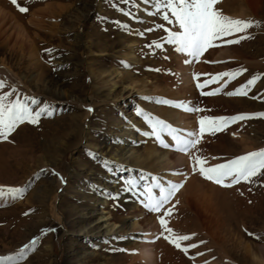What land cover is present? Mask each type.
Returning a JSON list of instances; mask_svg holds the SVG:
<instances>
[{
	"label": "rangeland",
	"instance_id": "1",
	"mask_svg": "<svg viewBox=\"0 0 264 264\" xmlns=\"http://www.w3.org/2000/svg\"><path fill=\"white\" fill-rule=\"evenodd\" d=\"M4 1L9 6L4 5ZM153 4L154 0L149 4L134 0V4L129 5L122 0H17L16 4L12 0H0V10L8 13L6 20L0 21V81L6 85L0 94L16 89L13 99L17 95L21 98L35 97L41 105L49 104L56 109L52 116H43L38 124L25 122L6 140L0 139V188L25 189L17 199L0 198V257L19 255L20 250L27 246L20 264H78L89 261L88 253H92L93 259H101V264H147L129 245L128 248L122 247L118 236L77 233L80 212L93 216L114 212L117 220L131 224L127 235L122 232L124 239H131L135 234L141 235L145 241L155 238L158 264H256L255 255L264 259V175L253 177L251 182L241 181L231 187H223L193 171L195 156L206 158V166H214L264 150V117L259 115L264 113V0H219L215 9L222 15L251 20L254 25L245 32L226 38L247 37L238 44L217 41L218 46L209 48L196 61L177 52L173 45L165 44L161 49L153 46L155 43L164 44L166 40V33L158 25L179 30L177 25H168L161 15H151L155 11ZM58 6L66 9L59 12ZM19 7H26L28 11L21 13ZM78 8L80 10L76 12ZM121 8L131 10L133 17L122 14ZM49 10H56L58 16L37 27L33 19L40 20V15H48ZM69 13L77 14L75 21L69 20ZM80 20L83 23L81 28ZM117 22L125 26H118ZM18 24L28 29L33 37L31 44L37 50L34 58L23 51ZM80 32L83 33V44L88 47L82 52L74 51L77 45L72 39ZM135 40L141 55L137 63L125 60L124 56L127 45H132ZM102 48H107V52H102ZM188 58L194 61L189 64L199 80L194 79L190 83L191 92L185 93L182 91L185 86L178 80L179 65ZM37 60L45 68L35 66ZM130 65H134L133 70L140 77L155 73L161 78H169L162 86H166L173 96L164 97L165 101L172 102L178 110L181 108L184 119L192 121L194 132L199 133L198 121L204 116L228 119L241 114L254 116L231 122L215 133L206 131L196 147L187 153L173 149V161L178 162L181 171L178 180L171 184H182L183 187L159 213L145 206L143 191L145 185L152 184L146 179L152 180L155 175L121 161L113 162L110 158L114 154L111 147L122 146L123 141L133 139L129 132H125L131 131L129 125L134 127V132L138 131L139 123L149 129L138 132L140 139L134 138L139 140L140 148H148L152 143L163 147L149 134L151 129L144 117L138 114L142 109L135 97H127L126 94L119 101L104 98L109 86L102 85L99 91L102 93H98L101 98L98 100L96 97L94 114L86 121L83 143H78L77 127L83 123L87 108L73 99L65 101L49 91L54 90L53 84L60 83L86 103L90 97L96 96L90 73L92 67L106 66L111 71L125 70ZM75 66L77 73L73 69ZM241 69L246 71L228 82L226 87L223 85L228 81L227 77L218 83H208L204 88L197 87L198 83L211 81L218 73L240 72ZM253 77L257 82L247 95L227 94ZM214 90H219V93L204 95ZM179 91L183 93L182 97L190 99H186L183 106L176 107L175 102L181 97V94H176ZM157 96H148V101L158 100ZM190 106L203 111H187ZM122 111L129 113V120L137 119L139 122L131 124L127 117L122 116ZM235 127L237 135L233 134ZM39 129L44 131L41 135ZM106 146L110 147L109 150H104ZM184 157L187 163L182 165L177 158ZM106 162L111 164L106 165ZM114 174L117 176L115 188L106 193L103 185L107 177ZM168 174L167 171H159L158 182L167 183ZM131 179L137 180L138 187L126 190V182ZM115 189L132 195L137 208H120L111 193ZM91 197L102 202L94 204ZM166 209H171V215H165ZM161 217L173 230L172 234L161 228ZM179 235L191 237L180 242L181 248L165 238ZM33 240L37 241L36 245H32ZM131 240L139 243L137 239ZM193 244L198 246L191 247ZM184 248L188 251L182 250Z\"/></svg>",
	"mask_w": 264,
	"mask_h": 264
},
{
	"label": "snow or ice",
	"instance_id": "2",
	"mask_svg": "<svg viewBox=\"0 0 264 264\" xmlns=\"http://www.w3.org/2000/svg\"><path fill=\"white\" fill-rule=\"evenodd\" d=\"M125 5L134 4V0H122ZM145 4L153 3V0H143ZM219 0H154L155 11L151 12V15H161L162 19L168 25H177L178 31L172 28H165L164 25H158V28L163 29L166 33V40L164 44L155 43L153 46L156 49H161L165 44L175 46V50L179 53L185 54L191 57L192 60H198L209 48L216 47L217 41H223L225 44H238L241 39H246L245 36H240L238 39H226L229 36H234L237 33L245 32L247 29L253 27L254 22L251 20L244 21L239 19H231L221 14L220 11L215 9V5ZM13 4L17 3V0H12ZM138 7V5H136ZM21 13L27 12L26 7H19ZM121 13L133 17L131 10L120 9ZM135 18V17H134ZM118 26L124 27L121 22H117ZM258 26V24H257ZM151 31V29H149ZM51 54V50H48ZM192 60H186L185 63H191ZM244 69L240 72H223L218 73L212 77L211 81H206L201 84L198 83V88H204L208 83H218L225 77L228 81L225 82L223 87L227 86L228 82L241 75ZM194 79L199 80V76L194 74ZM257 79L253 77L249 79L246 84L230 91L227 94L229 96H242L247 95L248 91L256 84ZM5 82L0 81V90L5 88ZM16 93V89L4 92L0 94V139H7L13 131L21 124L27 122L31 124H38L43 116H52L56 109L49 104L41 105V101L35 97L28 98L16 96L13 99V95ZM219 90L209 91L204 95L213 96L217 95ZM158 103H166V101L160 100ZM38 106V107H33ZM187 111L200 112L203 109L199 107H188ZM91 111V109H89ZM142 115L145 121L148 123L151 132L149 133L156 138L163 147L174 148L177 151L187 153L190 149L195 148L200 142V138L207 132L215 133L222 130L228 124L234 121H241L246 119H252L254 116L241 114L238 116L228 118L223 117H202L199 123V133L193 131H184L172 127L162 119L153 117L149 114H145L143 110L138 112ZM264 117V113L259 114ZM163 135L171 137L172 144L165 143L162 138ZM111 162H106V165H110ZM207 159L201 156H195L193 158V171H198L205 179L221 185L223 187H231L235 184H239L241 181L251 182L253 177L264 175V150L250 152L245 155H241L235 159H231L226 163H220L214 166H206ZM144 179V177H141ZM153 183L151 185H145L143 191L145 196V206L153 212H161L164 206L168 204L171 197L181 188L182 184H168L165 186L152 178ZM126 190H134L138 187L137 180L131 179L127 182ZM158 190V192L154 191ZM23 188H0V198L10 197L12 199L19 198V195L23 193ZM165 215H171V209L165 210ZM161 228L172 234L173 230L166 223L165 218L161 217L159 220ZM54 231V229H52ZM249 235H254L249 233ZM169 239L170 243H174L175 247L181 248L183 241L191 239L188 235H179L174 238L165 237ZM32 245H36L37 241L33 240ZM193 244L191 247H197ZM27 248V246H25ZM25 248L20 250V254L13 256L0 257V264H20V261L24 259ZM185 252L187 248L182 249Z\"/></svg>",
	"mask_w": 264,
	"mask_h": 264
},
{
	"label": "bare ground",
	"instance_id": "3",
	"mask_svg": "<svg viewBox=\"0 0 264 264\" xmlns=\"http://www.w3.org/2000/svg\"><path fill=\"white\" fill-rule=\"evenodd\" d=\"M3 4L8 5L6 1H4ZM65 9H66L65 7H61V6L57 7V10L59 12H63ZM78 10H80V9L78 8L76 10V12ZM57 13L58 12L55 10V11H50L49 12L50 15L48 13H46L48 15H42L41 14L40 20L33 19L35 22V25L39 28L41 26H44V24H46L48 20L56 18L59 14V13L58 14ZM7 15H8V13L5 12V10H0V21L6 20ZM68 16L70 17V19H69L70 21H73V20L75 21L77 14L69 13ZM84 16H87V15H84ZM145 16H147L146 13H145ZM51 21H53V20H51ZM81 22H82V20H80V25H79L80 28L82 27V24H83ZM18 27H19V30L21 33V40H22L21 44L23 47V51L29 53L33 57V55H35L36 51H37L36 48L34 47V45H32L33 44V37L31 38V35H30L28 29H26V28L23 29L19 24H18ZM70 29L73 30V28H70ZM82 37H83L82 32L76 33L75 35H73L72 39L74 40L75 44L77 45V46H75L74 51L79 50L82 52V51H86L88 49V47L85 44H83ZM31 42H32V44H31ZM135 44H136V40L132 42V45H127L126 51L124 52L125 53L124 56H125V60H128L130 62L133 61V62L137 63L138 61H140L141 55H140V49H138ZM89 50L93 51L92 47H89ZM101 50L103 52V51H106L107 48H102ZM87 52H89V51H87ZM190 59H192V58H190ZM194 61H196V60H194ZM194 61H192V62H194ZM40 62L41 61L35 62V66L39 65L40 68H45L44 65ZM180 63H181V61H180ZM202 66H204V65H202ZM76 68H77L76 66L73 68L75 70L74 71L75 73L78 72V70ZM109 69H108V67L106 68V66H101L100 68L92 67V69H90V73L94 79L92 85L96 89V96L90 97L87 100L88 102H86V103H84V99L82 97H77L74 94V91H72L69 88H66L63 84H60V83L56 84L55 83L52 85L54 90H52V89L49 90L55 94H58V97H60V98L63 97L64 98L63 100H65V101H67L69 99H73V101L79 103L80 105H82V107L87 108V111H85L84 118L82 117L83 123H80L79 126L77 127L78 140H79L78 143H83L82 135L84 134V131L86 130V126H87L86 121H87V119H90L92 117V115L94 114V109L97 106L96 97H98V100H99V98H101V96H99L98 93H102V92H99L100 89H102V85L103 86H105V85L109 86V90H108V92L105 93L104 98H113L115 101H119L120 98L125 96L126 94L128 95L127 97H131V96L135 97L134 100L137 101L140 108L143 110V112L145 114H149L153 117L162 119L167 124L171 125L174 128H177L179 130L193 131L194 132V130L192 129V127H193L192 121L187 122L186 119H184L183 114L180 113V109H181L180 107H179V110L177 108H174V105L172 104V102L170 103V101H168V100H166V103H164V104L161 103V105H159V103H156L157 101H160V100L165 101L164 97L172 98L173 94L170 95V93H168L169 91L167 90L168 88L166 86H162V83L168 82L167 80L169 78H167V77L161 78L159 75H156L155 73L149 74L150 76H148V77H140V76H138L137 73L134 72L135 71V70H133L134 65H130L125 70H121V69L113 70L112 69L113 71L112 70L110 71ZM192 70H193L192 66L189 63L183 62L179 65V74L180 75L178 77V80H179L180 85L185 86V89L184 88L182 89V91L184 90L185 93L187 91L191 92L190 83L192 81H194V78H193L194 74L196 75V73L194 71L192 72ZM162 74H164V73H162ZM39 79L41 80L42 76L39 75ZM149 79H151V82L149 81ZM190 92H188V94H190ZM152 94H157L158 100H153V101L149 102L148 96H150ZM176 94H181V97L179 99H177V101L175 102L176 107H177V105L183 106V104L186 102L185 100L190 99V98H188V96L182 97L183 93L180 91L176 92ZM176 94H174V96ZM130 99L133 100L132 98H130ZM89 109H91V111H89ZM121 114H122V116L127 117V119L131 118L129 113L122 111ZM79 119H81V118L79 117ZM187 120H188V118H187ZM129 121L131 122V124L139 122V120H137V119L136 120L130 119ZM122 123L124 124L125 122H122ZM129 126H130L129 130H131V131L134 130V127H132V125H129ZM54 129H55V126H54ZM126 130H128V129H126ZM148 130L149 129L147 127H144L141 123H139V129L137 132L136 131L135 132L134 131H132V132L131 131H125V132H129V134H131L133 139L131 140V138H130V139L123 141L122 146L111 147L114 154H112V156L110 158L113 162L114 161L115 162L121 161V162L128 164L129 166L138 167L144 171L151 172L150 174L155 175V178L157 181L159 180L158 179L159 171L161 173L167 171L170 174H168L166 176L170 177V178L168 179L166 177L167 183L161 182V184H164L165 186H167L168 183L171 184V182L173 180H175V181L178 180V177H179L178 174L181 171L180 166L179 167L177 166L178 162L173 161L174 159L172 157V155H173L172 152L174 151L173 150L174 148H172V147H170V148L161 147L160 145H158L159 143L158 144L155 143L156 146L154 143H152V146H150V147L148 146V148H144V149L140 148L141 144L139 143V140H134V138L137 137L138 139H140V137L138 136V132L142 133V131L147 132ZM235 130H236V127L233 130V134L237 135V132H235ZM38 131H39L38 133L40 135L44 132L42 129H39ZM122 135L123 134L121 133L120 137ZM162 138L164 139L165 143H169L172 141L171 137H168L166 135H163ZM172 143L173 142H171L170 144H172ZM90 147H93V145L90 144ZM94 148H97V147L94 146ZM109 148L110 147L106 146V147H104V150H109ZM177 160L182 162L181 163L182 165L187 163L186 162L187 160L185 159V157L179 158V159L177 158ZM128 173L134 174V172H132V171H129ZM115 174L113 176H109V178L107 177V180L105 181V183L103 185L106 188V190H105L106 193H108L110 188H113L115 185V182L117 179L116 178L117 176H115ZM146 180L152 181V183H153V180H148V178ZM180 181H182V180H180ZM207 187L210 188V186H207ZM211 188H213V187H211ZM205 189H206V187H205ZM190 190H191V188H190ZM154 191L158 192V190H154ZM199 191H200V189H199ZM213 191L216 192L217 189H213ZM111 193L113 194V196L116 197L120 208H123V206H125L126 208H129V209H136L137 208V204L134 203L132 195L125 193V191L120 192V190H117V189L111 190ZM217 193H218V191H217ZM205 195H207V193H205ZM209 195H210V192H209ZM91 199H92L94 204H100V202H102L97 197L96 198L91 197ZM100 210L102 213L104 212L103 208ZM78 220H79L78 225H77L78 226V231H77L78 234L82 233V232H88L91 234V236H94V235L100 236L101 234L102 235L118 236V237H120V240H121V243H119V244H121L122 247L123 246L127 247L129 245V247H131L133 250H135L138 253V255L146 261L147 264H158V255H157L156 248H155V238L148 240V241H145L144 239H142L141 235H136V234L133 235V237H132L133 239H137L139 241V243L144 242V244H139L138 242L132 243V240H131L132 238L131 239H124V237H122V235H124V234H122V232H125L126 233L125 235H127L128 231L131 228L130 227L131 224L129 223V225H127L128 223L126 224L125 221L117 220L116 213L108 212L106 216H104V215L93 216L90 213H86V212L81 213L80 212ZM88 255H90V257H89L90 259L94 258L92 253H88ZM90 259H89V261H81L78 264H101V259H93V260H90ZM254 260H255L256 264H264V259L261 258L260 256L255 255Z\"/></svg>",
	"mask_w": 264,
	"mask_h": 264
}]
</instances>
